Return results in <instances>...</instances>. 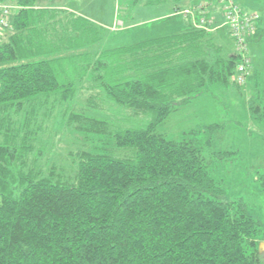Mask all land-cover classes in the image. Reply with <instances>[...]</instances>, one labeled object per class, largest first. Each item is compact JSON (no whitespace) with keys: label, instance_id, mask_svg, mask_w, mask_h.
<instances>
[{"label":"trees","instance_id":"trees-1","mask_svg":"<svg viewBox=\"0 0 264 264\" xmlns=\"http://www.w3.org/2000/svg\"><path fill=\"white\" fill-rule=\"evenodd\" d=\"M58 1L0 0L17 6L0 34V264H264L260 222L242 200L221 199L195 138L162 128L211 81L229 85L240 54L224 55L209 30L190 23L80 57L106 30L49 7ZM185 1L133 3L179 10ZM86 85L93 94L82 113L94 120L100 105L111 122L102 144L79 156L76 182L27 171L15 118L39 97L72 104ZM67 113L69 123L76 112Z\"/></svg>","mask_w":264,"mask_h":264},{"label":"rangeland","instance_id":"rangeland-1","mask_svg":"<svg viewBox=\"0 0 264 264\" xmlns=\"http://www.w3.org/2000/svg\"><path fill=\"white\" fill-rule=\"evenodd\" d=\"M132 1L126 4L124 0H66L64 3L99 20L96 23L101 28L105 23H110L112 27L115 21L123 20L128 24L146 20L150 15L142 13L143 10L135 14ZM212 1L204 0L203 4H211ZM189 2L185 1L183 9L188 11V15L191 10L196 12L197 9ZM233 2L246 13H260L262 20L258 24L264 22V0ZM218 5L224 13V6L219 2ZM217 19L215 25H220L221 29L215 38L223 54L231 55L237 51V43L230 34L226 16L223 14ZM12 23L13 14L10 16V25L2 30V35L11 31ZM256 35L253 34L246 41V52L252 61V69L244 84L235 85L232 77L229 85L211 81L193 95L190 103L173 111L168 118L169 122L162 128L170 138L178 139L185 132L186 138L196 139V146L203 152L213 179L223 189L221 199L242 200L248 213L260 222L261 237H264V48L260 40L255 39ZM94 37L95 34L89 39ZM104 38L101 43L98 41L76 50L75 55L92 59L94 53L101 51L100 47L108 49L133 43L128 34L120 35L118 32L106 31ZM68 40L64 39V43ZM92 94L86 85L72 104L58 105L49 100L52 98L39 97L23 107L13 123L22 126L24 131L19 137L20 143L21 140L24 142L20 146L27 159V171L35 173L39 178L47 177L69 184L76 182L79 156L90 151L92 144H102L103 125L111 122L100 105L91 109L99 112L94 113L97 115L93 117L94 120L90 119L92 116L82 113L81 105L88 108L86 102L92 99ZM249 102H253L252 106ZM68 111L76 112L74 120L69 119V123L67 116H63L68 115ZM126 113L134 115L135 111ZM143 120L142 117L138 118L139 127L146 125ZM212 123L219 124V127L210 134L207 127ZM121 153V149L117 148L114 155L120 158ZM259 247L264 258V239Z\"/></svg>","mask_w":264,"mask_h":264},{"label":"crops","instance_id":"crops-1","mask_svg":"<svg viewBox=\"0 0 264 264\" xmlns=\"http://www.w3.org/2000/svg\"><path fill=\"white\" fill-rule=\"evenodd\" d=\"M66 0H60L50 5V8H59L62 10H65L67 12H71L76 16L82 17L89 21L90 23L96 24V22H100L99 20L91 18L89 15L83 14L82 11H78V9H75L74 7L67 5L64 3ZM127 1L131 0H124L126 4H129ZM204 3V2H203ZM12 4V3H9ZM14 5V4H13ZM132 5H134L135 14L136 13H145L146 15H150L146 20L142 22H129L128 24H125L124 21L114 22L112 27H110V23H105L106 25L102 26L107 33H120V35L128 34L129 38L133 40V43L127 44V45H133L140 41L151 39L149 37H155L160 35L169 34L172 32H178L187 27L188 24L196 25L199 21L202 20L201 16H204L207 20L214 19V24L209 28V31L213 34L214 37H216V34L220 31L221 27L220 25H215L217 18L223 16V10L218 5V0H213L211 4H203L200 8L201 13L190 11L189 15L188 13H184L183 9L185 7H182L179 10H175L173 5L166 4V5H143V4H134L132 1ZM219 6V7H218ZM17 7V6H16ZM221 9V10H220ZM196 11V10H195ZM258 13V12H254ZM221 14V15H220ZM260 14V13H259ZM102 22V21H101ZM99 25V24H98ZM264 27V22H261L258 24L257 30H256V40H260L262 43V47L264 48V30L262 29ZM106 34V33H105ZM105 37V36H104ZM102 38L99 43L103 41ZM217 42L216 38H214ZM219 44V43H218ZM123 45V46H127ZM101 46V45H100ZM123 46H118L114 48H119ZM114 48H108V49H114ZM100 50H106L100 47ZM102 114V113H101ZM106 114H103L105 116ZM99 116V115H98Z\"/></svg>","mask_w":264,"mask_h":264},{"label":"built area","instance_id":"built-area-1","mask_svg":"<svg viewBox=\"0 0 264 264\" xmlns=\"http://www.w3.org/2000/svg\"><path fill=\"white\" fill-rule=\"evenodd\" d=\"M220 4L224 6V15L227 18L230 34L237 43V53L240 54L241 61L237 66L234 80L237 84H244L247 76L251 71V59L247 55L248 38H251L256 33L258 23L262 20V16L259 13H246L234 4L233 0H218ZM17 7L11 4L0 3V34L5 27L10 25V16L14 14ZM200 8L197 7L196 12L201 13ZM192 11V10H191ZM184 13L188 11L184 10ZM202 20L195 26L209 28L214 24V19L207 20L204 16H201Z\"/></svg>","mask_w":264,"mask_h":264}]
</instances>
